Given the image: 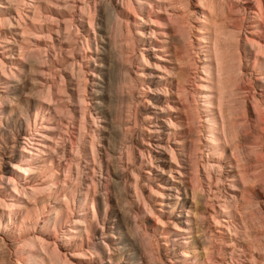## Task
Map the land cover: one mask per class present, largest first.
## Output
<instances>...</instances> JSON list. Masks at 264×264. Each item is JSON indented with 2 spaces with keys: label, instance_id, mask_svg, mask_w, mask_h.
<instances>
[{
  "label": "rangeland",
  "instance_id": "374dc122",
  "mask_svg": "<svg viewBox=\"0 0 264 264\" xmlns=\"http://www.w3.org/2000/svg\"><path fill=\"white\" fill-rule=\"evenodd\" d=\"M189 1L188 11L173 8L168 0H91L95 19L88 53L80 50L82 28L71 41L59 42L54 36L64 49L54 74L56 80L63 75L70 91L77 78H72L69 63L88 62L82 68L87 71V106L93 114L89 127L99 150L96 164L83 162L79 184L80 191L89 186L96 190L97 216L90 234L80 232L83 226L74 222L69 227L78 232L72 231L76 238L71 245L57 242L74 264H264V0H217L223 12L220 19L238 39L241 65L233 77L238 107L232 117L239 128L242 157H232L229 146L235 164L230 168L223 160L222 170L213 172L211 180L206 177L200 96L204 57L197 40L206 9L199 0ZM58 3L78 17L80 0ZM116 35L119 44L114 45ZM141 52L146 61L140 60ZM87 55L92 57L82 60ZM111 71L112 100L102 95ZM68 117L62 118L61 132L70 124ZM115 129L118 134L111 140ZM49 131L51 153L57 135L54 129ZM14 134L25 142L18 130ZM125 137L131 140L130 155ZM7 138L12 146L13 140ZM10 155L4 157L0 172L5 178ZM233 199L239 226L221 212L220 204ZM72 207L71 220L79 221L78 204ZM242 218L251 237L242 229ZM12 239L6 240L10 250L15 245ZM83 249L86 256L80 253Z\"/></svg>",
  "mask_w": 264,
  "mask_h": 264
},
{
  "label": "bare ground",
  "instance_id": "6f19581e",
  "mask_svg": "<svg viewBox=\"0 0 264 264\" xmlns=\"http://www.w3.org/2000/svg\"><path fill=\"white\" fill-rule=\"evenodd\" d=\"M58 1L0 0V91L3 92L0 93V172L5 165L4 157L11 154L10 162L6 164L9 166L4 168L7 177L4 174L0 176V264H11V255L15 264H74L57 242L61 240L63 247L71 245L73 232H78L69 227L74 222L83 226L80 232L89 235L97 216L95 188L87 185L89 187L85 192L79 189L83 162L96 164L99 156L94 133L89 127V116L93 114L87 106V71L82 68L88 62L85 65L78 60L69 63L72 78H77L74 90L68 89L62 74H59L62 81L56 80L58 77L54 74L64 54L63 46L56 43L54 36L59 37V42L71 41L73 34L80 33L82 28L85 34L80 39V50L88 53L91 50L89 30L94 29V11L91 0H80L81 4L77 5L80 13L76 18V14L71 15L72 12L68 11V15L64 11L71 6L69 2L64 8ZM168 1L184 10L190 4L189 0ZM199 3L206 9L203 11L204 19L197 27V40L204 57L201 68L205 77L201 78H204L205 84L201 85L200 96L208 151L206 177L211 180L213 172L222 170L223 160L229 162L230 168L235 164L228 155L229 146L232 157H242L238 146L240 132L234 120V111L238 106L234 99L236 84L233 81L234 75L239 74L241 59L237 57L238 39L233 35L235 33L229 31L220 19V2L199 0ZM177 6L172 7L176 9ZM119 29L117 27L116 32ZM119 35H116L114 45L119 44ZM120 50H123L122 47ZM109 51L110 47L106 54ZM91 57L87 55L82 60ZM145 59L141 52L140 60ZM113 71L109 75L110 83L103 81L102 86V95L111 100L114 93ZM122 83L127 85V81ZM70 104L75 107L71 109ZM32 107H35V112L31 111ZM64 114L70 116V124L61 132ZM15 129L25 140L24 143L15 138ZM53 129L58 133L53 131L57 141L50 153L46 141L50 140L48 131ZM117 131L112 132L111 140L116 139ZM7 136L13 140L12 146ZM123 141L126 153L130 155L132 147L127 145L131 140L125 137ZM16 146L20 148L17 153ZM236 161L238 164L239 161ZM240 161L243 162L242 159ZM92 170H95L94 166ZM39 177H43L41 183L37 181ZM236 199L220 205L223 217L239 226L238 212L235 214ZM76 203L80 212L79 221L71 220L72 206ZM241 221L244 233L250 236L246 219ZM11 238L15 242L13 250L6 241ZM80 251L82 256H86L84 249Z\"/></svg>",
  "mask_w": 264,
  "mask_h": 264
}]
</instances>
